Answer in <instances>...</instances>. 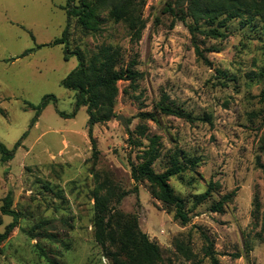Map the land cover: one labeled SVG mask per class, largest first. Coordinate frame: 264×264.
Returning a JSON list of instances; mask_svg holds the SVG:
<instances>
[{
  "label": "rangeland",
  "instance_id": "obj_1",
  "mask_svg": "<svg viewBox=\"0 0 264 264\" xmlns=\"http://www.w3.org/2000/svg\"><path fill=\"white\" fill-rule=\"evenodd\" d=\"M68 1L0 0V205L10 192L16 215L0 264H111L105 251L117 245L103 249L93 236L95 192H114L109 207L136 218L164 264H211L206 252L218 264H264L262 22L228 21L214 39L203 31L217 23L186 17L171 25L168 10L179 13L183 0H145L138 40L121 22L104 20L91 35L71 20L68 52L79 48L87 60L101 45L119 47L121 63L135 61L140 73L132 84L117 82L114 117L92 127L94 149L85 107L72 118L57 113L72 112L75 93L60 81L78 61L64 58L63 45L47 44L61 35ZM44 96L50 97L38 108ZM162 103L184 115L163 114ZM151 142L155 172L174 157L185 167L168 181L190 216L185 224L145 181L130 177L131 163ZM187 159L195 166L186 167ZM205 191L209 196L198 202ZM230 193L219 211L211 210ZM13 220L3 216L0 233Z\"/></svg>",
  "mask_w": 264,
  "mask_h": 264
},
{
  "label": "trees",
  "instance_id": "obj_2",
  "mask_svg": "<svg viewBox=\"0 0 264 264\" xmlns=\"http://www.w3.org/2000/svg\"><path fill=\"white\" fill-rule=\"evenodd\" d=\"M182 4H186V7L183 10L180 9L179 13H174L172 9L168 10L172 16L171 25L177 20H184L186 17L195 21H207L208 25L217 23L216 28L203 31L205 35L214 39L223 36L217 28L225 26L228 21L234 19L247 23L249 20L258 18L264 27V0H183ZM144 5L145 0H76L75 3L74 0H69L64 7L66 21L61 35L47 44L52 46L63 45L64 58L66 59L67 55H73L78 61V65L60 81L62 87L75 93L72 112L68 115L62 112L57 113L61 117L72 118L80 107H85L87 133L94 149L92 127L95 124L108 122L114 117V105L118 93L117 82L129 81L132 84L140 73L134 69L135 61H130L127 64L121 63L119 47L101 45L89 55L87 60L84 59L79 48L68 52L70 22L74 20L81 31L91 35L102 29L104 20H110L113 23L121 22L127 28L130 39L138 40L145 26L141 17ZM194 49L196 55L205 60L199 48L194 46ZM31 52L30 49L25 50L20 57L27 56ZM48 97H43L38 108L45 105ZM259 98L264 102V90L260 91ZM160 111L165 115H184L180 110L163 103L160 105ZM139 117L154 119L152 113H140ZM128 133V139L131 140V132L128 131ZM138 133L142 134L140 131ZM0 153L5 156V150L1 144ZM139 158L141 159L139 163H131L130 165L131 179L136 183L145 181L149 186L151 196L165 207L171 208L174 219L180 221L181 224L187 223L190 216L185 210L183 199L174 193L168 183L170 177L185 169L179 164L178 157H174L170 166L163 172H155L152 163L157 158V152L151 142L149 149L144 151ZM195 164V160H186V167L188 168L195 166ZM232 194L223 195L211 210L219 211ZM111 195L113 196L114 192H108L105 195H99L98 192L93 194L94 239L103 249H105L106 242L113 246L117 245L116 251H105L111 264H164L159 247L149 241L147 236L139 230L136 218L114 211V208L109 207ZM124 195L126 192H121L116 201H119ZM208 196L209 192L205 191L197 197V201L200 202ZM11 204V193L8 192L1 199L0 225L3 216L12 217L14 220L7 224L3 232L0 233V254L2 241L15 226L16 215L11 210ZM206 256L209 257L211 264H218L212 253L206 252Z\"/></svg>",
  "mask_w": 264,
  "mask_h": 264
},
{
  "label": "water",
  "instance_id": "obj_3",
  "mask_svg": "<svg viewBox=\"0 0 264 264\" xmlns=\"http://www.w3.org/2000/svg\"><path fill=\"white\" fill-rule=\"evenodd\" d=\"M116 119L120 120V122L123 124L124 123V118L122 116H116Z\"/></svg>",
  "mask_w": 264,
  "mask_h": 264
}]
</instances>
